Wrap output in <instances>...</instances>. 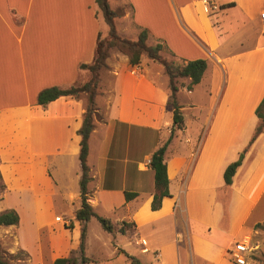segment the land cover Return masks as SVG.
Instances as JSON below:
<instances>
[{
  "label": "crops",
  "instance_id": "1",
  "mask_svg": "<svg viewBox=\"0 0 264 264\" xmlns=\"http://www.w3.org/2000/svg\"><path fill=\"white\" fill-rule=\"evenodd\" d=\"M128 2L135 9L161 8L165 0ZM171 2L173 25L181 23V28L176 26V35H149L147 42L162 40L177 58L206 59L200 81L188 90L189 79L181 78L178 89L192 98L187 107L197 106L194 100L202 96L226 113L206 114L201 131L187 130L183 117L182 129L174 133L179 143L173 145L171 138L164 154L170 195L153 210L149 158L166 140L161 130L169 135L172 125L168 77L154 61L122 68L107 62L109 79L106 85L99 82L94 96L87 200L112 221V252L122 253L124 264H132L131 256L142 264H232L228 249L233 241L254 237V225L264 220V203L258 208L264 193V131L247 148L231 183L223 178L258 123L264 0H216L217 10L224 12L204 11L202 0ZM130 17L138 32L150 29L137 11H124L122 19ZM101 31L94 0H0V176L5 186L0 213L13 209L19 216L17 224L0 225L4 257L11 259L19 250L26 264H52L78 247V129L87 97L62 95L41 105L37 94L87 80L90 72L80 64L91 63ZM244 119L247 128H237ZM196 136L189 155L186 143ZM231 137L236 144H228ZM125 191L137 194L126 200ZM123 223L133 226L121 232ZM87 248L88 233L85 255L100 264L101 256L88 254Z\"/></svg>",
  "mask_w": 264,
  "mask_h": 264
},
{
  "label": "trees",
  "instance_id": "2",
  "mask_svg": "<svg viewBox=\"0 0 264 264\" xmlns=\"http://www.w3.org/2000/svg\"><path fill=\"white\" fill-rule=\"evenodd\" d=\"M94 3L97 7V12L102 15L106 22L108 30L106 35H102L101 32L98 33L94 48V56L91 63L80 64V68L87 69L90 72L89 79L79 84L70 85L66 88H60L57 86L46 87L40 90L37 94V103L41 105H45L62 95L78 96L80 93H85L87 97V104L82 117V123L78 129V134L80 135L78 153L80 165V176L78 180L80 205L75 213V219L80 223L79 244L78 247L72 249L67 256L55 258L52 264H96L93 258L85 255L87 222L91 218H95L102 229L106 232L113 233L115 229L112 221L107 217L98 215L87 200L88 183L90 181L89 167L87 165L88 139L93 129L94 116L96 113L94 96L98 89L99 72L106 67L105 60L108 56V49L112 46H117L124 50L127 54L128 62L132 65L140 63V60L143 57L158 62L162 65L164 73L168 77V88L170 91L168 103L172 107V125L169 138L159 145L151 153L149 158V166L153 171L154 181V191L150 203V207L153 210L160 207L163 197L170 195L164 154L170 138L174 135L176 130L182 129L184 125L180 105L176 96L179 88L178 80L181 78H188L189 82L187 83L186 88L190 90L200 81L207 66L206 59L204 58L184 60L176 57L177 59L172 60L164 59L161 56V52L168 50L165 43L158 39L156 40V43L148 44L147 40L149 38V31L146 28H141L137 37L133 40L120 37L116 33L114 19L123 16L124 10L121 8L112 9L109 5V0H94ZM232 4L234 3L230 2L223 5V7L231 6ZM255 115L258 119V123L245 150L240 152L237 159L230 162L224 169L223 178L226 185L231 183L236 169L242 163L247 148L252 144L257 135L264 131V95L255 108ZM4 187L5 186L2 182L3 190ZM136 194V192H124L126 200L134 198ZM18 220L19 216L13 209L5 210L0 213V225L17 224ZM132 226V223H123L119 228V231L123 232L125 228H130ZM130 260L132 264H142L133 256L130 257ZM0 264H7V260L1 255V250Z\"/></svg>",
  "mask_w": 264,
  "mask_h": 264
},
{
  "label": "rangeland",
  "instance_id": "3",
  "mask_svg": "<svg viewBox=\"0 0 264 264\" xmlns=\"http://www.w3.org/2000/svg\"><path fill=\"white\" fill-rule=\"evenodd\" d=\"M109 2H110V6L112 7V9L121 8V9H124V11H133V10L137 11V16L141 15V19L143 21L147 22L146 24H148L150 26L149 27L150 29H148L149 35H176L174 30L178 29V28L180 29L182 26L181 23L179 24V26L176 24L173 25L172 18H171L170 13H169L172 9H174L172 7L173 5H172L171 0H165V3L163 4V6L161 8H137V9H135L134 7L130 8L128 0H109ZM167 6H169L170 8H167ZM95 8H96V5H95ZM217 11L218 12H224L225 8H223L221 10L219 9ZM101 16L102 15L100 14L101 26H102L101 33H102V35H106L107 30H108V26H107L106 22L104 21L103 17H101ZM123 19H122V16L116 17L114 19V25H115L117 35H119L120 37L132 39V40L135 39L137 37L138 31L136 29V26H134V24L132 23L131 17L124 19V20ZM147 43H156V39L155 40L150 39ZM161 56L166 60L177 59L176 57L171 55L168 50L162 51ZM143 61H145L146 63H150V61H151L153 63L152 60H149L145 57H143L140 60V62H143ZM105 62H106V64H107V62H109L108 64L110 66L122 68L128 63V57H127V54L124 50L120 49L117 46H112L108 49V56H107ZM154 64L161 66V64L158 62H154ZM107 73H109V71L106 70V68H103L100 70L99 77H98V86H99L100 81L102 84H104V83H105V85L107 84V81L109 79V75ZM83 76H85V74ZM82 80L87 81L86 79H82ZM177 98L182 103L181 113L184 117V121H185L187 130L194 129V130L201 131L202 129L206 128L207 124H206V121L204 119L206 114H209V116H211L213 113H216L218 111L226 113V111H224L220 108L219 109H215V108L213 109L212 107H210L208 105L206 99H205V101L202 100V96H200L199 100H197V99L194 100V101H196V104H198L197 106H195L193 108L187 107L186 105H187L188 101L192 98L189 96V94L187 93L186 90H179V92L177 94ZM104 107H102L101 112L104 111ZM254 113H255V110H254ZM247 126H248V121L246 119H244L242 126L241 127L237 126V128L245 130L247 128ZM161 131H162V133L165 134L166 139H168L169 135L166 134V130L162 129ZM171 138H172V140H171ZM171 138H170V140L172 142H174L173 145H175V143H179L178 142V139H179L178 134H176L175 136L173 135ZM198 138L199 137L196 136L193 138V140L190 143H186V145H188L187 153H189V155L191 154V152H193L195 150V145L197 144ZM231 139H233V140L230 141V143H228V144L231 145L232 142H233V144H236L235 142L238 139L236 141H235L234 137H231ZM246 146L242 147L240 149V152H243L245 150ZM77 169L79 171L78 166H77ZM2 192H3L2 181L0 180V195ZM262 203H264V193H263V196H262L261 201L259 203L260 205H258V208L261 207ZM263 207H264V205H263ZM258 208H257V210H258ZM262 214L264 215V208L262 210ZM2 229L3 228H0V230H2ZM87 229H88L87 230V233H88L87 252H88V254L91 253V254H96L98 256H101L102 261L100 262V264H124L123 254L117 253V252H115V253L112 252L113 247H112L110 240L113 238H112L111 234L106 232L105 230H103L102 227L100 226L99 222L95 218H91L87 222ZM254 229L257 230V234L252 238L247 236L250 238V243L253 247L251 252L246 255L247 263L248 264H264V220L256 223L254 225ZM118 236L120 237L121 234L118 233ZM119 237H117V239H116L117 242H118ZM120 239H122V237ZM6 241L8 244L11 243L10 239H8V238L6 239ZM4 258L7 260V264H26V260H25L26 254L22 251H19V250H17L14 253V255L11 259H9L7 257V255H5Z\"/></svg>",
  "mask_w": 264,
  "mask_h": 264
},
{
  "label": "built area",
  "instance_id": "4",
  "mask_svg": "<svg viewBox=\"0 0 264 264\" xmlns=\"http://www.w3.org/2000/svg\"><path fill=\"white\" fill-rule=\"evenodd\" d=\"M203 9L206 12H213L219 8L216 0H202ZM261 33L264 37V10L260 13ZM138 243V241H136ZM252 245L250 238L245 236L239 240L233 241L228 249V254L232 260V264H247L246 255L251 252Z\"/></svg>",
  "mask_w": 264,
  "mask_h": 264
}]
</instances>
